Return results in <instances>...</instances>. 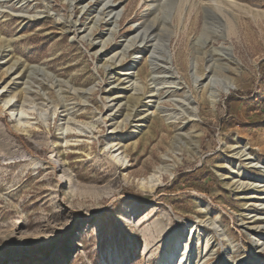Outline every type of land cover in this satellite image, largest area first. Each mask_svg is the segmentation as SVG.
<instances>
[{
    "label": "rangeland",
    "instance_id": "obj_1",
    "mask_svg": "<svg viewBox=\"0 0 264 264\" xmlns=\"http://www.w3.org/2000/svg\"><path fill=\"white\" fill-rule=\"evenodd\" d=\"M185 225L188 264H264V0H0V264H159Z\"/></svg>",
    "mask_w": 264,
    "mask_h": 264
},
{
    "label": "bare ground",
    "instance_id": "obj_2",
    "mask_svg": "<svg viewBox=\"0 0 264 264\" xmlns=\"http://www.w3.org/2000/svg\"><path fill=\"white\" fill-rule=\"evenodd\" d=\"M209 1L213 2V3L216 2V0H209ZM109 16H112L111 19H114L116 22H118V20H120L121 13L116 11V10H112L109 13ZM147 32L148 31L144 32L142 40H143V42L146 41V43L148 44L151 42V38H150V36L147 35ZM164 54H167L166 51ZM173 76H174V73H173ZM171 77H172V75H171ZM196 82H197V80H196ZM233 87H234V85L228 84L224 87L223 92L229 93ZM14 98L15 97H12L11 100H14ZM12 109H13L12 112L15 115L17 113L15 110V106H13ZM192 111H194V110H192ZM18 114L20 115L19 121L24 120V122L29 123V120L27 118H25L28 115L26 112V108L21 110V112H19ZM194 116H195V114L193 115V117ZM117 151H115V152H117ZM114 153L111 154V158L114 161H116L117 163L124 164L126 160L122 156V154L121 153L114 154ZM238 156H240L239 158H242L243 160L248 161V164L251 165L252 167H256L257 162L253 161L250 154L246 152V149H243V151H240L238 153ZM133 214H135V213H133ZM193 231H195V230H194V226H192V225H185L183 228H181V230H179L176 233L175 238L170 241L172 243H171V245H169L168 251L162 255L161 259L159 260V264H188L191 260V253L193 251L192 237H189V235ZM186 235H188V236H186ZM112 264H126V263H125V261H117V262L112 263Z\"/></svg>",
    "mask_w": 264,
    "mask_h": 264
}]
</instances>
